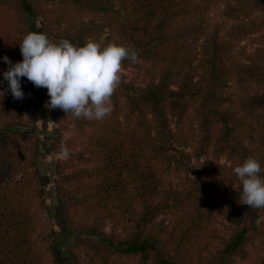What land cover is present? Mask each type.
Returning <instances> with one entry per match:
<instances>
[{"label": "trees", "instance_id": "1", "mask_svg": "<svg viewBox=\"0 0 264 264\" xmlns=\"http://www.w3.org/2000/svg\"><path fill=\"white\" fill-rule=\"evenodd\" d=\"M36 1L52 7L53 42L134 47L139 61L121 69L151 62L156 74L141 83L120 72L113 110L99 121L49 110L44 87L26 77L24 98L14 99L3 58L22 61L18 35L40 31L16 19L15 2L36 16L32 0H0V264H44L58 232L87 241L90 264H264V208L238 203L233 172L253 157L264 176V46L238 49L254 34L264 44V0ZM219 10L223 19L212 23ZM27 83L38 113L68 118L86 139L57 161V173L72 170L74 181L56 186L60 202L44 235L35 214L50 181L39 173L38 142L21 128ZM232 84L250 93L233 98ZM180 122H188L181 131ZM202 156L212 168H197Z\"/></svg>", "mask_w": 264, "mask_h": 264}, {"label": "clouds", "instance_id": "2", "mask_svg": "<svg viewBox=\"0 0 264 264\" xmlns=\"http://www.w3.org/2000/svg\"><path fill=\"white\" fill-rule=\"evenodd\" d=\"M19 43L22 61L13 63L8 56L3 58L8 64L3 72L6 91L22 100L21 78L26 77L34 86L47 89L46 108L90 121L103 120L111 114L112 97L121 82L122 62L139 61L134 47L118 43L102 46L95 41L77 46L67 39L53 42L42 31L27 33ZM64 155H68L67 149ZM261 171V163L253 157L234 167L241 205L264 208Z\"/></svg>", "mask_w": 264, "mask_h": 264}, {"label": "rangeland", "instance_id": "3", "mask_svg": "<svg viewBox=\"0 0 264 264\" xmlns=\"http://www.w3.org/2000/svg\"><path fill=\"white\" fill-rule=\"evenodd\" d=\"M34 2L35 11L37 14L35 17L30 18L26 15L25 12L20 7L18 2H15V13L17 21L25 26H32L38 28L41 32L47 34L50 40H54L51 35V24L50 20L51 5H43L41 7L36 0H32ZM46 8V9H45ZM212 23L216 20L223 19L220 10L213 11L211 13ZM32 32L29 28L28 30L22 32L18 35L19 42L23 39V37ZM257 34L248 36L244 39L238 46L239 50H244L245 52H252L256 47L264 46L263 43L256 39ZM104 38V37H102ZM205 39V36H203ZM203 39L199 40L195 51L199 52L202 49ZM121 72L124 73L129 79L135 78L139 82H144L148 80L150 75L156 74L154 66L151 62H143L140 68L129 67L127 69H121ZM27 99L28 103L25 106L22 114V124L21 128L24 132H27L26 135L31 137V140H35L38 142L40 146V157H39V173L45 175L49 178V186L46 187V207L37 211L36 220L38 222V226L41 234H46L48 230L51 229L53 224V219L55 214L57 213V205L59 204V195L56 190V186L59 184L69 185L74 181V173L72 170H67L64 173H57L56 166L57 161L67 160L70 155L81 149L84 145L85 138L82 133L78 132L72 124V122L68 118H61L54 115H49V113H38L33 105L32 97L29 94V84L27 83ZM233 98H240L241 95H248L250 91H239L236 84H232ZM41 100L43 104L49 100L48 91L46 88H42L39 90ZM234 104V107H238L237 101ZM238 112L244 114L245 110L238 109ZM188 122H182L176 124L175 128L180 129L181 126H186ZM30 133V134H29ZM25 136V135H24ZM61 141L60 147L63 148L62 152H58L56 150L58 142ZM192 147H188V150L193 151ZM64 149H67L68 155H64ZM226 158L223 157L221 159V163H225ZM193 163L197 166V168H205L210 169L213 166V161L211 156H202L200 158H194ZM171 180L174 182H180L184 179L183 174H172L169 176ZM64 201H66L64 199ZM67 205H70V202H66ZM163 216L158 218V221H162ZM168 223L169 219L165 220ZM44 222H47L45 224ZM110 224H108L107 229H110ZM57 246L52 249V251L45 253L44 256V264H90V257L86 253V248L89 243L85 240L79 238H62L60 237V233H57ZM42 236H40L41 238ZM58 247V248H57ZM57 248V249H55ZM73 249V253L78 254L79 258L69 250ZM259 253H254V257L258 256ZM241 264H246L242 262Z\"/></svg>", "mask_w": 264, "mask_h": 264}]
</instances>
